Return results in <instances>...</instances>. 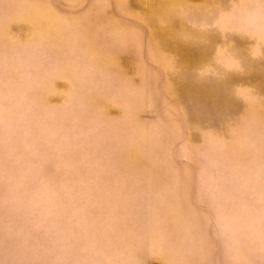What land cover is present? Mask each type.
Listing matches in <instances>:
<instances>
[{
	"label": "rangeland",
	"instance_id": "1",
	"mask_svg": "<svg viewBox=\"0 0 264 264\" xmlns=\"http://www.w3.org/2000/svg\"><path fill=\"white\" fill-rule=\"evenodd\" d=\"M0 264H264V0H0Z\"/></svg>",
	"mask_w": 264,
	"mask_h": 264
}]
</instances>
